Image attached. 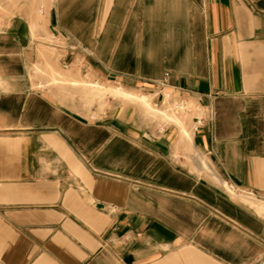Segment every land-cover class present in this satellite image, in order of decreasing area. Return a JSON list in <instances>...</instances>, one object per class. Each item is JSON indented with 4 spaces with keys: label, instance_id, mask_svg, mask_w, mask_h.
<instances>
[{
    "label": "crops",
    "instance_id": "obj_1",
    "mask_svg": "<svg viewBox=\"0 0 264 264\" xmlns=\"http://www.w3.org/2000/svg\"><path fill=\"white\" fill-rule=\"evenodd\" d=\"M43 15L0 22V264L263 262L264 0Z\"/></svg>",
    "mask_w": 264,
    "mask_h": 264
},
{
    "label": "rangeland",
    "instance_id": "obj_2",
    "mask_svg": "<svg viewBox=\"0 0 264 264\" xmlns=\"http://www.w3.org/2000/svg\"><path fill=\"white\" fill-rule=\"evenodd\" d=\"M54 2L55 0H0V22H9L17 17L33 18L34 16L37 19H40L41 23H44L45 16L43 15V10L52 7ZM45 49V58H47V52H51L52 54H55L56 60H58L59 50L57 43L55 44L51 41L47 43ZM47 65L49 67H52L56 65V63L48 61L46 66ZM36 71L37 78L44 80L47 79V70L37 69ZM117 89L123 90V88L117 86L115 87L114 92L103 88L99 89V92H101L100 95L102 96H104L108 92H113L111 94H114L115 98L120 99L122 101H128L137 106H141L145 110V112L149 113L153 117H157V115L166 113L167 117L165 118H170L171 121L176 122L182 130L188 129L186 125L187 114L186 111L180 110L181 102L179 100H176L174 102L169 101L166 107L158 109L153 106L152 102L149 99H144L142 97L134 96L129 93L126 95L116 94L115 91Z\"/></svg>",
    "mask_w": 264,
    "mask_h": 264
},
{
    "label": "built area",
    "instance_id": "obj_3",
    "mask_svg": "<svg viewBox=\"0 0 264 264\" xmlns=\"http://www.w3.org/2000/svg\"><path fill=\"white\" fill-rule=\"evenodd\" d=\"M180 110L187 111L186 106H185V104L183 102H181ZM197 122H198V124L202 123L200 119H197ZM229 188L233 192L236 191V188L233 185H230ZM255 264H264V261L263 262H259V263H255Z\"/></svg>",
    "mask_w": 264,
    "mask_h": 264
},
{
    "label": "bare ground",
    "instance_id": "obj_4",
    "mask_svg": "<svg viewBox=\"0 0 264 264\" xmlns=\"http://www.w3.org/2000/svg\"><path fill=\"white\" fill-rule=\"evenodd\" d=\"M115 93L116 94H122V95H126V94H128L127 92H125V91H123V90H121V89H117L116 91H115ZM145 99V98H144ZM147 99V98H146Z\"/></svg>",
    "mask_w": 264,
    "mask_h": 264
}]
</instances>
